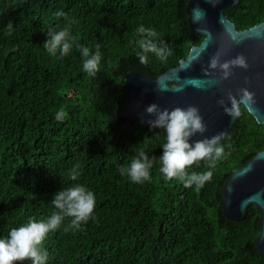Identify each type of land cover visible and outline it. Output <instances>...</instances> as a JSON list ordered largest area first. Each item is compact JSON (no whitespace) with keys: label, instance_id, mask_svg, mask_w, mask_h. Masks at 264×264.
Here are the masks:
<instances>
[{"label":"trees","instance_id":"1","mask_svg":"<svg viewBox=\"0 0 264 264\" xmlns=\"http://www.w3.org/2000/svg\"><path fill=\"white\" fill-rule=\"evenodd\" d=\"M188 1L0 0V238L30 218L46 219L55 211L53 194L80 183L95 194L93 216L80 230L68 228L66 218L48 234L46 264H264L255 245L260 211L252 205L234 221L219 206L231 172L264 150L262 126L242 108L221 140L231 155L196 190L159 172L164 129L119 115L127 73L158 76L201 42L188 26ZM58 10L67 19H56ZM224 14L237 30L250 28L264 20V0H239ZM140 25L155 29L158 43L172 49L166 62L149 53L148 63H140ZM65 26L73 48L65 57L52 56L43 44ZM97 44L102 60L89 76L79 46L94 53ZM61 109L66 115L57 121ZM137 144L156 157L141 184L118 171ZM76 165L80 176L72 181ZM207 170L203 161L186 169Z\"/></svg>","mask_w":264,"mask_h":264},{"label":"clouds","instance_id":"2","mask_svg":"<svg viewBox=\"0 0 264 264\" xmlns=\"http://www.w3.org/2000/svg\"><path fill=\"white\" fill-rule=\"evenodd\" d=\"M215 4L218 0H210ZM203 15L202 11L195 9ZM56 19L65 18L67 14L63 10L53 13ZM9 33L13 29L12 23L5 28ZM139 37L137 41L142 52L137 53L141 64L148 63V54H154L162 62L173 54L172 49L166 44L158 43V33L153 28H146L140 25L136 29ZM207 43L201 49V53L206 49ZM47 52L56 56L65 57L70 54L73 48V37L71 28L65 26L58 31L49 32V38L43 44ZM83 57V71L89 76H95L99 71V65L102 60L100 45L97 44L94 53L84 46H79ZM226 53L218 50L209 61L208 68L204 74L208 77H214L219 71V82L228 80L233 75V69L239 68L248 70L249 64L243 55H237L230 60L221 61V57ZM199 59V57H197ZM190 63L183 66L181 70L186 69ZM213 79V83H215ZM158 91L166 89L157 88ZM181 88L173 91L179 92ZM228 104L224 99L217 101L224 113L237 119L241 115V109L249 112L253 111L255 104L254 93L247 88H241L233 95L231 91L227 93ZM230 105V106H228ZM146 113L154 119L148 120L150 128L164 129L165 142L162 145V155L159 157L161 167L159 172L167 181L178 179L184 184V187L191 188L195 186L196 190L202 189L206 183L212 181L213 169L217 162L227 159L230 153H225L221 144L225 133L221 132L211 138H204L190 143L193 136L197 134L203 136L207 127L200 115V110L195 106L187 108L175 107L172 110L161 109L157 104H151L146 108ZM65 112L61 109L55 119L63 121ZM132 147L134 155L130 161L118 169L119 174L126 176L132 183L141 184L150 179V170L153 168L156 157L150 158L146 151L138 146ZM203 161L206 164L207 171L189 174L186 169ZM70 179L78 180L80 176L79 165L74 166L70 171ZM51 204L55 211L46 219L37 220L30 218L26 224L13 227L7 237L0 238V264H17V262L30 261L31 264H46L48 253L43 248V243L50 232L58 230L66 218H70L68 228L80 230L83 224H86L93 216L96 206V198L93 191L80 183L72 184L68 187H62L55 192L51 199ZM67 230V229H65Z\"/></svg>","mask_w":264,"mask_h":264},{"label":"water","instance_id":"3","mask_svg":"<svg viewBox=\"0 0 264 264\" xmlns=\"http://www.w3.org/2000/svg\"><path fill=\"white\" fill-rule=\"evenodd\" d=\"M238 2L218 0L213 4L210 0H189L185 8L188 26L192 32L203 36L201 42L192 46L177 66L158 76H145L134 71L127 73L124 77L126 95L119 115L138 119L146 126L149 125L148 120L154 119L145 111L151 104L168 110L195 106L200 110L207 131L203 136H193L190 143L221 132L227 136L240 116L237 119L227 116L217 101L224 99L228 104L229 91L236 95L239 89L247 88L254 93L255 104L253 111H246L262 126L264 136V20L250 28L237 30L224 10ZM195 9L201 10L203 15L194 13ZM205 43L206 49L201 53ZM218 50L226 53L221 57L222 62L237 55L245 56L248 70L233 69V75L222 83L219 82V71L214 77L206 76L204 70ZM189 63L186 69L181 70ZM158 87L166 90L158 91ZM176 88L182 90L173 91ZM220 193L219 206L227 219L243 220L252 205L260 211L255 245L257 251L264 254V150L234 169L220 188Z\"/></svg>","mask_w":264,"mask_h":264}]
</instances>
